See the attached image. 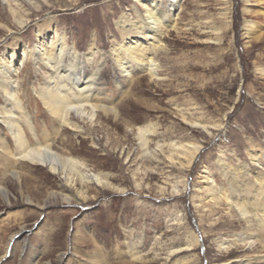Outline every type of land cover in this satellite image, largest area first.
<instances>
[{
	"label": "rangeland",
	"instance_id": "1",
	"mask_svg": "<svg viewBox=\"0 0 264 264\" xmlns=\"http://www.w3.org/2000/svg\"><path fill=\"white\" fill-rule=\"evenodd\" d=\"M38 2V9L26 3L31 20L20 27L0 0V56L4 42L13 41L9 28L32 48L38 24L54 17L66 44L79 51L70 64L87 75L98 72L105 104L120 115L86 122L80 132L51 118L38 95L49 73L34 60L14 77L24 112L15 110L38 136L48 133L58 151L85 161L111 184H78L86 198L68 202L54 194L64 190L58 174L20 164L15 139L0 121L11 152L6 156L0 143V187L9 197L0 190V264H241L249 258L264 264L260 243L235 241L249 224L234 206L240 186L264 178V0H180L173 12L168 0ZM155 6L160 76L136 71L126 80L112 54L122 40L116 22L122 14L147 21ZM251 20L249 28L258 31L248 37ZM94 36L99 51L89 60ZM8 106L0 86V109ZM139 127L147 131V150ZM8 162L21 178L6 169ZM132 249L141 257L133 258Z\"/></svg>",
	"mask_w": 264,
	"mask_h": 264
},
{
	"label": "bare ground",
	"instance_id": "2",
	"mask_svg": "<svg viewBox=\"0 0 264 264\" xmlns=\"http://www.w3.org/2000/svg\"><path fill=\"white\" fill-rule=\"evenodd\" d=\"M168 1L169 12L176 11L180 7V0ZM247 1V5H251V0ZM6 2L15 22L20 27L27 25L31 20L30 15L27 14L29 8H25L26 3H30L35 9L40 8L38 0H6ZM143 5L145 6L144 2ZM245 10L249 11L250 7H246ZM56 23L57 20L54 17H48L38 24L37 41L32 48L23 43L17 30L8 29L13 41L7 40L4 42L6 52H3L0 56V79L3 81L0 86L6 93V101H8L9 106L0 109V121L8 128L15 139L17 150L15 158L20 160V164L29 168L32 164L42 165L52 173L58 174L62 179L60 185L64 190L54 192V194H60L63 199L71 202L74 198L77 200L86 198L84 192L76 189L78 184L90 188L92 185L106 187L111 183L108 181L107 176L94 171L85 161L66 151H58L48 133L44 132L43 137L38 136L33 122L28 120L27 117L20 120L22 116H19L15 109L21 111L22 106L19 104L21 100H19L16 92L18 86L14 77L20 72L21 67L26 66L31 60L46 67L50 79L47 80L46 85L42 87L38 95L52 116L51 118L57 119L64 126H73L78 132L84 128L85 125L83 124L86 122L92 126L102 117L113 118L118 121L120 114L116 107L105 104L102 96L107 95L101 92V88L99 89L98 72L87 75L83 66L76 69L74 64H70V62H75L80 57L79 51L76 47H69L66 44L65 36L60 34ZM160 23L161 15L156 6L148 11L147 21L140 19L138 23H134L122 14L116 22L122 40L113 43L112 54L119 68V73L126 80L132 79L136 71H145L152 79L160 76V65L154 56L155 48L158 45L157 33L159 32ZM251 24L254 25L252 20L245 28L248 37L255 36L258 31L257 25L249 28ZM98 51L97 37L94 36L88 51L89 60ZM261 70L264 72V68ZM69 80L71 84L68 83ZM117 121L116 124H118ZM21 122H24L30 128L33 142L26 139V131ZM126 124L131 126L127 121ZM138 130L141 140L140 147L142 150H147L149 143V139L145 135L147 131L141 127ZM0 143L6 156L11 154L6 145L5 136L2 134H0ZM197 150L198 147L191 152L190 159ZM6 169L21 178L20 172L10 170L9 162ZM21 181V185L24 184L25 180L22 179ZM253 182L254 184L251 186L247 184L248 182L243 184L246 186H240L242 194L238 192V196H241V201L238 200L234 205L241 217L245 218L249 224L248 232L241 233L240 238H236L235 241H243L249 245L260 243L264 250V178H255ZM65 184L68 187H73V190H77V193L73 190L64 193L63 191L67 190ZM0 190L9 200L7 189L0 187ZM220 192L230 203L231 198L226 195L225 191ZM131 251L130 254L133 258L141 257L138 251L134 249ZM258 259L264 261V253ZM249 260L242 261L241 264H250Z\"/></svg>",
	"mask_w": 264,
	"mask_h": 264
}]
</instances>
